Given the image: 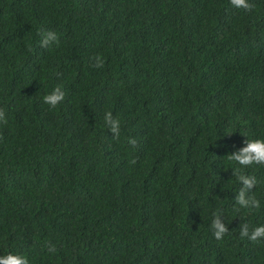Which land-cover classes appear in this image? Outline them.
Here are the masks:
<instances>
[{"label":"trees","instance_id":"trees-1","mask_svg":"<svg viewBox=\"0 0 264 264\" xmlns=\"http://www.w3.org/2000/svg\"><path fill=\"white\" fill-rule=\"evenodd\" d=\"M248 2L0 0V256L264 264L239 229L264 225V167L242 169L261 209L235 212L226 157L264 140V0ZM47 31L59 46H40Z\"/></svg>","mask_w":264,"mask_h":264},{"label":"clouds","instance_id":"clouds-1","mask_svg":"<svg viewBox=\"0 0 264 264\" xmlns=\"http://www.w3.org/2000/svg\"><path fill=\"white\" fill-rule=\"evenodd\" d=\"M230 4L235 9H243L245 11H252L254 5L250 4L248 0H230ZM53 44L59 46V39L57 34L52 31H47L43 34L40 46L43 48H50ZM95 64L92 67H103V60L101 57H94ZM64 99V93L60 87H56L51 93L43 97V102L50 108H56ZM0 123L6 124V115L3 109H0ZM104 123L108 130L112 133L114 139H118L120 135L121 125L117 118L113 117L111 112H107L104 116ZM127 143L135 148L137 140L129 138ZM247 146L240 150L238 153L230 154L227 157L229 161L234 162L232 173L236 180L242 185L238 194L236 195L235 203L238 207L234 208L235 212L241 209H246L249 213L252 211H259L261 209V202L254 196L250 195L251 190L256 186V179L254 176L246 175L242 169L248 168L252 165L264 167V140L256 139L247 141ZM130 164L135 165L136 160L132 159ZM214 218L211 222V230L214 238L217 241L223 240L226 234L229 233L228 227L222 222L219 214L214 213ZM241 239H247L250 242L257 243L264 239V225L254 227L251 231L247 223L240 225ZM49 252H54V247H49ZM0 264H29L26 257L20 255H13L11 253L0 256Z\"/></svg>","mask_w":264,"mask_h":264}]
</instances>
